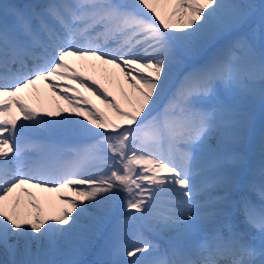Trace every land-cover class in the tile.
<instances>
[{"label": "snow or ice", "instance_id": "1", "mask_svg": "<svg viewBox=\"0 0 264 264\" xmlns=\"http://www.w3.org/2000/svg\"><path fill=\"white\" fill-rule=\"evenodd\" d=\"M0 264H264V0H0Z\"/></svg>", "mask_w": 264, "mask_h": 264}, {"label": "bare ground", "instance_id": "2", "mask_svg": "<svg viewBox=\"0 0 264 264\" xmlns=\"http://www.w3.org/2000/svg\"><path fill=\"white\" fill-rule=\"evenodd\" d=\"M38 87H40L42 89V91L45 93L44 98L42 100V103H43V106L46 110L54 108L57 103H59L61 106L67 107V105H65L64 101L58 100L56 97L52 96L51 94H47L46 90H44L42 84L38 85ZM109 87H111V86L109 85ZM86 95H89V97L93 100L94 103H96L98 106L103 108V105H101L100 102L97 101L94 96H91L90 93H86ZM69 118L70 119H78L74 116H70ZM89 137H92V136L72 133V134L62 135L60 137V141H61V143L69 145V146L85 147L88 144L92 143V141H88Z\"/></svg>", "mask_w": 264, "mask_h": 264}]
</instances>
